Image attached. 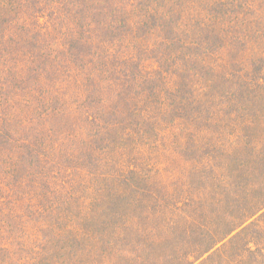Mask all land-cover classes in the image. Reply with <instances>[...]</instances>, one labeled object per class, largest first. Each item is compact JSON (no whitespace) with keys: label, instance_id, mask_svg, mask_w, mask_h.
<instances>
[{"label":"rangeland","instance_id":"1","mask_svg":"<svg viewBox=\"0 0 264 264\" xmlns=\"http://www.w3.org/2000/svg\"><path fill=\"white\" fill-rule=\"evenodd\" d=\"M47 14L0 57V264H236L246 213L264 246V0Z\"/></svg>","mask_w":264,"mask_h":264},{"label":"trees","instance_id":"2","mask_svg":"<svg viewBox=\"0 0 264 264\" xmlns=\"http://www.w3.org/2000/svg\"><path fill=\"white\" fill-rule=\"evenodd\" d=\"M1 1H2V4L6 5V8H7V11H6L7 15L3 16V18L0 19V50L2 51V53L0 52L1 53L0 57H4V56H2V55L5 54L4 53V48L7 45H9V43H10L9 40L14 39L15 42L18 41V44H21L20 43L21 42V38L24 39V36H21V38L19 37L20 39H16L15 40V38H16L15 33H18V31L21 28V26L19 25V29L16 27V29L14 31V34H13V30L11 31V29L8 28L9 27V23H10V19H12V20L13 19L20 20V19L23 18V14L26 16V13H29L32 25L35 22L37 24L36 26H38V29L40 30L41 27H45V24L43 23L44 25L42 24V26H41V24H40L41 22H39L38 20L42 17V14L45 12V10L48 11L47 15H51L50 17L54 18V17H57L58 12H60L61 10L67 11L68 8L75 7V6H78V5L80 7V5L83 4V2H88L90 0H61V1L60 0H54L55 1V5H54L53 1L49 2L47 0H42L44 2V4H42L41 6H38V7H37V2L39 0H16V1H18L17 5L14 6L13 8H11V9L8 8L7 2H12L14 0H1ZM27 1L32 3V4H30V5H33V9L32 10H28V7L30 5H28L29 3L26 4ZM102 1H103V5L106 6V7L109 4L111 6H113L114 3H117V0H105V1L101 0V2ZM59 2H60V4H59ZM34 4H36V5H34ZM72 4H75V5L72 6ZM11 10L14 11V14H11ZM106 10H107V8H106ZM0 14L3 15V13H0ZM210 14H211V12H210ZM211 20H212V23L216 25V21H219L220 19L218 18V16L216 14H212ZM13 28H14V26H13ZM32 29H33V26H29L28 27V30H30V32L32 31ZM46 31H48V30H46ZM13 35H14V37H13ZM33 35L37 36V35H39V32L33 33ZM28 42H29V40H28ZM25 53L28 55V57L31 58V55L29 54L31 52L26 51ZM31 71H32V68H30V72L28 73V76L30 75ZM5 72H6V75H7V80L13 81L12 79L9 78V76H11L13 74V72H9L7 70V68H5ZM18 83H19V81H18ZM9 84H10L9 82H6V84H5L6 88H7V86ZM104 89L105 90H110L109 87H107V86H105ZM116 90H117L116 94L118 96H119V94L123 93L120 89H116ZM117 95H116V97H118ZM2 135H5V134H1L0 137H3ZM23 145H24V147L26 149L32 150L31 149V145L29 143L23 144ZM30 154H33V153H29V156H30ZM22 161H20V162H22ZM14 176L16 177V179L19 180L18 182L26 183V180H27L26 173L24 174L21 171H17L16 174L14 173ZM8 180L9 179H6L5 177H0V182H7ZM262 205H264V203ZM7 213L9 214V212H7ZM11 213H13V212H10V214ZM8 214H6V217L9 216ZM242 215L243 214H241L240 216L237 217V221L234 224V226L228 227L231 230L230 232L225 231L224 235L221 238H220V236H219V238H216V244L219 243L221 239L224 238L223 240H225V239H228L231 236L230 238H232V240H236L238 242L236 244L238 246L233 250L232 254L229 255L228 258L230 260L233 259V261H234L236 257H239V259H237V261H236V264H252L253 260H258L259 259L257 256H255L253 254V252L254 251L255 252L259 251V254H261V257L257 261V264H264V246L262 245V242H263L262 235L263 234L261 235V234L257 233L256 231H254L252 233L250 232L249 225L255 224L256 221H253V222H250V223L246 224L240 230L239 227H241L242 225H244L248 221L250 214L246 213V215L243 216V217H242ZM0 216H1V214H0ZM4 216L2 218L0 217V220L5 219ZM12 216L16 217L15 215H12ZM244 231H246V234H244ZM230 238L228 240H230ZM226 242H224L223 245L218 246V248H220L221 246L224 247ZM256 244H257V249L252 248V246H254ZM261 245L263 246V248H262ZM221 249H222V247L219 250H221Z\"/></svg>","mask_w":264,"mask_h":264}]
</instances>
